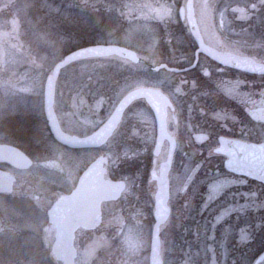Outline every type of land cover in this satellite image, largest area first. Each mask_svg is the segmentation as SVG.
<instances>
[{
	"label": "rangeland",
	"instance_id": "374dc122",
	"mask_svg": "<svg viewBox=\"0 0 264 264\" xmlns=\"http://www.w3.org/2000/svg\"><path fill=\"white\" fill-rule=\"evenodd\" d=\"M184 1H0V141L8 135L15 136L14 142L35 162L23 176L42 173L51 177V181L44 182L36 178L34 184L40 191L49 189L52 182H63L65 175L70 178L79 174L98 155L90 152L72 157L60 152L48 140L44 122L39 123L43 119V85L53 65L77 47L91 44L127 47L152 65L187 64L191 55L186 41L189 38L178 18V8ZM219 18L223 22V16ZM201 19L205 17H200L199 22ZM229 31L227 35L231 38H248L242 27ZM174 76L164 70L153 73L149 67L114 57L79 61L61 71L56 82L54 110L64 131L83 135L97 128L131 89L153 87L176 98L173 83L181 79ZM256 99L264 97L257 94ZM121 122L103 148L110 177L126 179L130 185L123 200L106 208L110 227L121 225L124 229L119 236L114 229L103 241L97 237L89 242L90 235H79L75 241L76 264H148L152 198L144 195L152 161L154 120L151 112L137 102ZM133 123L137 129L129 126ZM167 125L169 133L177 139L178 153H183L186 146L190 148L189 156L178 155L174 160L169 181L173 206L178 203L183 187L188 186L186 212L191 216V228L186 233L188 239L184 233L174 237L182 223L175 222L178 214L173 212L160 233L163 263H193L202 257L199 263L253 264L256 239L261 238L262 242L264 239V186L226 173L223 159L213 156L211 152L222 127L207 130L208 141L198 144L193 136L200 128L186 126L182 121L177 124L170 121ZM254 131L251 140L263 141L264 125L255 123ZM165 153L166 145L158 161L165 159ZM63 185L67 187V183ZM133 194L141 196L136 207L131 203ZM200 194L201 203H194ZM53 198L42 196L38 204L15 201L13 215L8 217L9 227L0 221V264H59L50 253L53 239L49 234H37L43 233L41 227L45 223L41 211ZM132 208L125 224L113 213ZM204 210L210 218L200 222L198 217ZM259 264H264V260Z\"/></svg>",
	"mask_w": 264,
	"mask_h": 264
},
{
	"label": "flooded vegetation",
	"instance_id": "af4514ba",
	"mask_svg": "<svg viewBox=\"0 0 264 264\" xmlns=\"http://www.w3.org/2000/svg\"><path fill=\"white\" fill-rule=\"evenodd\" d=\"M187 0L184 1V6ZM180 9L178 8V18L183 27V32L186 33V37L189 38L186 40L189 43V49L191 55L188 56L190 59L187 64H176L174 67L178 69L186 68L192 65L195 59V53L197 50V44L193 39L189 26L187 23L186 13H184L183 19L180 18ZM226 10H228L226 12ZM193 14L196 20L197 27L201 34L204 44L209 46L216 51L223 54H233L238 57L250 58L257 63L264 64V0H193ZM223 16V22L220 21L219 16ZM200 17H205V19H201ZM203 21V23H202ZM225 22V25H223ZM237 27H242L243 30L248 32V38L246 39H235L231 38V36L227 35L230 33L229 30L236 29ZM226 33V34H225ZM139 65V64H137ZM173 66V64H171ZM173 76L175 75L177 78L181 79L179 83H173L175 87V96L176 98H171L167 96L164 92H162L170 101L172 108L167 109V123L173 122L177 124L178 122H183L184 125H194L201 130L198 133L194 134L195 142L198 144H203L208 141L209 134L207 130L210 129H220V135L217 137H227L239 141H243L246 143H263V141L255 142L254 140V127L255 123L264 125V99H256L257 94H261L264 97V75H255L252 73H247L240 71L238 69L222 66L219 63H216L208 56L204 54L198 55V60L196 65L187 72H179V73H171ZM180 75V76H177ZM174 76V77H175ZM211 78V80H209ZM263 94V95H262ZM137 102L143 104L152 114L154 120V128H155V119L152 111L142 100H137L130 104V106L125 110L121 121L124 120V116L127 111ZM43 119L41 118L39 123L42 125H46V129L48 132V140L54 143L60 152L69 155L76 156L79 154L86 153H96L98 155L93 158L91 162H93L97 157L102 156L106 158V162L104 163V167L106 169L104 178L109 180H122L125 183V189L120 195L117 201L113 202H104L100 206L101 210V224L92 230H85L83 228H78L74 233V247L75 241L79 237V235H90L89 242L99 238V240L103 241L109 237V235L114 232L113 230H117L115 235L119 236L124 227L121 225H115L110 227V223L107 220L106 208L112 205H116L121 200H123L128 191H130V185L126 179H115L110 177L108 174V158L104 155V146L108 143L113 137V135L100 147L98 148H88V149H70L66 146H63L57 143L52 135L50 134L49 128L47 126L46 119L44 117L43 108H42ZM57 116V115H56ZM58 119V118H57ZM181 120V121H179ZM59 122V120H58ZM122 123V122H120ZM60 125V123H59ZM120 125V124H119ZM132 126L134 129L136 125L133 123ZM61 127V125H60ZM119 127V126H118ZM62 129V127H61ZM118 129V128H117ZM116 129V130H117ZM95 130V129H94ZM88 132L83 135L68 133L62 129L63 132L75 135L77 137H85L91 134ZM168 130V125H167ZM196 132V131H195ZM15 136H6L4 140L0 141L2 145L14 146L24 152L31 160L32 166L28 169L21 170L15 168L12 164L8 162L10 159L11 151L5 150L0 153V171L7 172L11 176L15 178L13 183L12 191L9 193H0V201L3 202V205H0V221L6 222L9 227L10 214L13 215L15 201H33V203H40L41 197L45 198L50 196L52 199L51 203L45 210H40L44 215L45 223L41 227L43 229V233H37L38 235H46L54 239L55 237V227L52 225H48L47 218V210L50 208L52 203L57 200L58 197L69 194L77 184L80 174L88 167L91 163H88L85 168L78 174H74V176L67 177L66 175L61 173V171L57 170L58 174H62L63 182L58 180V182H52V186L50 188L40 191L39 187H36V178L43 179V182L51 181V177H47L42 173H38L37 175H30L31 177L23 176L25 173H28L32 170L35 162L31 158L29 154H27L19 145L14 142ZM176 141V147L173 156V162L181 155L183 157H187L190 154L189 146L185 147L183 153H178V142L176 137H174ZM216 139V145H217ZM264 139V132H263ZM155 140V138H154ZM134 141V140H133ZM138 143V142H136ZM166 143V144H165ZM166 145V153L165 158L167 157L169 146L168 143L165 142ZM16 144V145H15ZM37 143H34V147L38 148ZM164 147V146H163ZM162 147V150H163ZM41 150V149H40ZM161 150V153H162ZM160 153V155H161ZM202 155V153H199ZM159 157L156 160V163L153 165L151 162L150 171L154 170L156 174L159 172V165L161 161H158ZM172 162V166H173ZM125 165V163H124ZM172 169V168H171ZM63 170V169H62ZM24 177V178H22ZM238 177V176H236ZM63 183H67V187L63 185ZM50 182L48 183V185ZM147 190L145 192L146 197L151 196L152 198V220L154 223V212H155V193L157 190L156 181L152 180L148 177V185ZM49 187V186H48ZM188 186H184L182 189L181 197L179 198L176 206L170 205L171 193L169 195L168 206L170 208V216L167 222L164 225H167L168 221L172 217L173 212H177V219L175 222L182 223L181 228H176L177 232H174V237L179 233H184L186 239L189 236H186V233L190 232L191 228V216L189 212H186V206L188 202L186 201V191ZM36 191L41 192L42 194L34 193ZM15 195L17 197L15 198ZM141 196L139 195H130L131 203L133 207L137 206ZM202 195L200 194L196 197V202H200V198ZM198 198V199H197ZM51 200V199H50ZM188 200V199H187ZM199 203V204H200ZM132 209H125L123 212L120 210H115L113 213L117 214L118 217L121 218L120 223L125 224L128 213H130ZM177 210V211H176ZM5 211V212H4ZM206 210L199 215L198 219L200 222H205V220L209 219L205 214ZM212 220V219H211ZM42 224V223H41ZM163 225V226H164ZM96 237V238H94ZM191 239V238H190ZM187 249L190 247V243H187ZM76 248V247H75ZM99 248V247H98ZM102 248V247H101ZM162 248V243H161ZM100 250V249H98ZM77 253V250H76ZM99 254V253H98ZM77 258V256H76ZM164 264V263H163ZM184 264H211V263H184Z\"/></svg>",
	"mask_w": 264,
	"mask_h": 264
},
{
	"label": "water",
	"instance_id": "95a60500",
	"mask_svg": "<svg viewBox=\"0 0 264 264\" xmlns=\"http://www.w3.org/2000/svg\"><path fill=\"white\" fill-rule=\"evenodd\" d=\"M186 13L190 33L197 44L195 59L191 66L177 69L165 63L150 67L152 72L165 70L168 72H186L192 69L198 60V55L204 54L215 62L243 72L264 75V64L250 58L238 57L233 54H223L204 44L193 14V0H187L180 9V18ZM117 57L132 64H138V55L123 46L110 44H94L77 48L57 61L47 75L43 87V113L53 139L70 149H88L102 146L118 127L125 110L131 103L143 100L152 111L156 125V142L153 149V164L160 154L165 141L169 143L167 159L159 166V174L151 171V179L156 181L155 223L151 231L148 264H162L160 256V227L170 214L169 171L176 146L175 139L168 134L166 119L167 109L172 105L169 99L159 90L148 87L135 88L126 93L115 105L109 117L91 134L77 137L62 131L54 112L55 85L60 72L72 63L94 58ZM11 151L8 162L18 169H28L32 161L18 148L0 144V153ZM214 154L225 157V169L235 175H240L264 184V142L246 143L239 140L220 137ZM105 157H98L81 173L75 188L68 194L60 196L47 211L48 223L55 226V238L51 245V253L56 261L62 264H75L76 251L73 245L74 233L81 227L86 230L96 228L101 222L100 205L104 201L117 200L124 189L122 181H111L104 178ZM15 179L7 172L0 171V193H9ZM264 260V250L257 256L254 264Z\"/></svg>",
	"mask_w": 264,
	"mask_h": 264
},
{
	"label": "trees",
	"instance_id": "16d2710c",
	"mask_svg": "<svg viewBox=\"0 0 264 264\" xmlns=\"http://www.w3.org/2000/svg\"><path fill=\"white\" fill-rule=\"evenodd\" d=\"M141 65H148V63L144 60V59H141V62H140ZM250 182H254L256 184H259L261 186H264L263 184H260V183H257L255 181H251ZM263 242L261 241V238L259 239H256V247H255V251H254V256L256 255V257L258 256V254L262 251V247L264 245V239H262ZM262 242V243H261ZM262 244V246H260ZM258 253V254H257ZM181 257V256H180ZM185 259V258H184ZM183 260V259H182ZM203 258L200 257L199 259H196V261H192L193 263H199V262H202Z\"/></svg>",
	"mask_w": 264,
	"mask_h": 264
}]
</instances>
